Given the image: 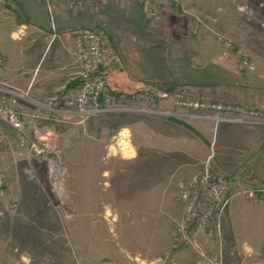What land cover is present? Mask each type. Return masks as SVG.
<instances>
[{
  "label": "rangeland",
  "instance_id": "1",
  "mask_svg": "<svg viewBox=\"0 0 264 264\" xmlns=\"http://www.w3.org/2000/svg\"><path fill=\"white\" fill-rule=\"evenodd\" d=\"M52 2H45L50 15ZM92 2L94 12H99L103 0ZM157 2L162 6L160 13L162 9L175 10L190 17L194 30L219 22L221 26L217 28L234 32L259 53L264 52V0H178L168 7L162 0ZM22 5L20 0L0 3L11 14L7 21L9 33H0V47L7 54L0 52L6 57L5 65L11 58L18 67L20 49L27 47V59L34 67L39 36L34 28L28 34L22 29L26 19ZM224 40L225 45L232 44L227 47H236L239 69L254 74L257 64L248 51ZM244 57L253 61L252 71L242 67ZM0 79L3 80L1 76ZM3 81L20 93L16 104L24 129L15 130L0 111L4 133L0 162L7 181V195L1 203L4 213L0 216V264H194L196 256L205 258L201 264L238 263L226 259L238 251L234 246L224 251V213L215 218L220 228L217 236L198 235L191 243L182 239L186 232L184 207L178 197L179 181L205 169L225 175L220 165L212 162V143L194 127L189 111L178 112L173 101L174 91L181 85H189L195 92L202 90L182 82L163 98L151 93L140 101L125 100L130 106L179 113L175 115L131 111L84 115L67 106L65 96L70 88L60 94L64 96L62 101H41L21 87L18 77ZM141 119L151 120L152 126L135 134L126 125L127 120ZM37 124L51 131L46 141L52 147H44L41 153L20 146L24 138L28 144L37 141ZM121 142H128V151L122 149ZM234 192L236 188L231 185L229 196ZM244 200L256 204L245 197ZM244 245L241 252L254 256L253 247L248 245L252 249L249 254ZM240 264L260 262L246 260Z\"/></svg>",
  "mask_w": 264,
  "mask_h": 264
},
{
  "label": "crops",
  "instance_id": "2",
  "mask_svg": "<svg viewBox=\"0 0 264 264\" xmlns=\"http://www.w3.org/2000/svg\"><path fill=\"white\" fill-rule=\"evenodd\" d=\"M20 1L26 11L22 29L28 34L34 28L39 36L35 65L27 59V47L22 46L20 65H13L10 55L0 76L6 81L18 77L21 87L41 101L64 99L60 94L81 69L74 33L99 28L107 41V80L115 93L125 94L126 100L140 101L151 93L163 98L180 83L188 82L217 100L264 110V52L259 53L234 32L217 28L219 22L194 30L190 17L163 9L160 18L153 20L137 0H103L99 12L92 6L79 8L57 0L51 4V15L43 0ZM9 12L0 7V33L10 31ZM225 38L234 47L239 44L248 51L257 64L254 74L239 69L236 47H227ZM0 50L7 54L2 47ZM168 101L172 104V97ZM192 123L212 143V162L234 180L231 185L236 188L223 211V224L224 251L234 246L238 252L225 258L238 262L235 264L257 259L264 264V203L248 204L243 197V190L250 184L264 186V118L215 124L198 117ZM128 124L135 134L152 126L149 119L127 120ZM244 244L253 247L254 256L241 252ZM202 261L204 257L196 256L194 264Z\"/></svg>",
  "mask_w": 264,
  "mask_h": 264
},
{
  "label": "built area",
  "instance_id": "3",
  "mask_svg": "<svg viewBox=\"0 0 264 264\" xmlns=\"http://www.w3.org/2000/svg\"><path fill=\"white\" fill-rule=\"evenodd\" d=\"M53 0H45L50 4ZM178 0H162L164 6H171ZM8 0H0L6 4ZM144 10L153 19L160 18V3L157 0H137ZM92 0H78L79 8L92 6ZM171 4V5H170ZM161 7V8H160ZM165 8V7H164ZM76 46L81 61V69L78 74V83L68 89L65 102L77 113L89 115L95 113L131 111L147 114L168 113L179 114L170 110L147 108L146 106H130L125 102V94L115 93L107 80V49L106 39L99 28L79 29L75 33ZM227 46H232L230 42ZM6 63V57L0 52V70ZM242 67L247 72L255 67L252 60L244 57L241 59ZM20 93L14 91L12 86L0 79V100L3 107L0 111L5 113L7 120L15 130L24 129V120L20 116L17 97ZM15 96V97H14ZM20 96V95H19ZM152 96V95H149ZM148 97V96H146ZM174 104L179 109L189 111V116L194 118H208L215 124L223 122H243L247 118H264V110L259 107H250L245 104L226 102L214 99L207 92H195L189 85L179 86L173 94ZM119 101V102H118ZM45 125L37 124L34 134L37 141L30 144L27 139L20 140V146L28 148L36 153H41L44 147H52L46 141L51 131L46 130ZM46 131V133H44ZM4 139V133L0 127V142ZM231 189L230 178L219 172L205 169L181 179L178 183V197L184 207L183 234L186 243L193 242L198 235L209 238L217 236L220 231L216 216L220 217L229 201ZM7 195V181L0 162V216L4 213L1 203ZM244 197L252 203H264V186L249 185L243 190Z\"/></svg>",
  "mask_w": 264,
  "mask_h": 264
},
{
  "label": "trees",
  "instance_id": "4",
  "mask_svg": "<svg viewBox=\"0 0 264 264\" xmlns=\"http://www.w3.org/2000/svg\"><path fill=\"white\" fill-rule=\"evenodd\" d=\"M78 83V78L74 79L73 81L69 82V84L67 85V87L65 88L64 91H66L68 88H71L73 86H75ZM113 90V89H112ZM114 91V90H113Z\"/></svg>",
  "mask_w": 264,
  "mask_h": 264
},
{
  "label": "bare ground",
  "instance_id": "5",
  "mask_svg": "<svg viewBox=\"0 0 264 264\" xmlns=\"http://www.w3.org/2000/svg\"><path fill=\"white\" fill-rule=\"evenodd\" d=\"M125 133L127 132L126 130L124 131ZM129 135H130V133H129ZM129 137V136H128ZM128 137H127V140H128ZM120 139H122V132H121V137H120ZM128 143V142H127ZM127 143H125V142H121V146H122V149H127V151L129 150L128 149V144ZM120 147V146H119ZM131 152V151H130Z\"/></svg>",
  "mask_w": 264,
  "mask_h": 264
},
{
  "label": "clouds",
  "instance_id": "6",
  "mask_svg": "<svg viewBox=\"0 0 264 264\" xmlns=\"http://www.w3.org/2000/svg\"><path fill=\"white\" fill-rule=\"evenodd\" d=\"M12 35H13V38L15 39L16 33H13ZM244 250L248 252L249 254L252 252V249L247 244L244 245Z\"/></svg>",
  "mask_w": 264,
  "mask_h": 264
}]
</instances>
